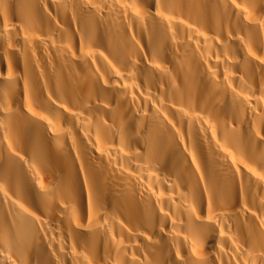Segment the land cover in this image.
Returning a JSON list of instances; mask_svg holds the SVG:
<instances>
[{
  "label": "bare ground",
  "instance_id": "obj_1",
  "mask_svg": "<svg viewBox=\"0 0 264 264\" xmlns=\"http://www.w3.org/2000/svg\"><path fill=\"white\" fill-rule=\"evenodd\" d=\"M0 264H264V0H0Z\"/></svg>",
  "mask_w": 264,
  "mask_h": 264
}]
</instances>
